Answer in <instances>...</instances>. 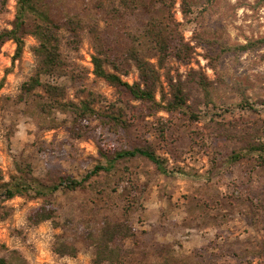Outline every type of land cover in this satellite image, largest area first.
<instances>
[{"label": "rangeland", "instance_id": "1", "mask_svg": "<svg viewBox=\"0 0 264 264\" xmlns=\"http://www.w3.org/2000/svg\"><path fill=\"white\" fill-rule=\"evenodd\" d=\"M50 1L61 17L85 7L86 13L89 10L83 17L85 22L91 17L101 29L110 28L111 21L104 12L93 11L91 0ZM163 1L165 15L176 23L192 49L188 61L169 57L160 68L164 90L169 94V78L185 84L192 95L188 103L199 109L198 121L190 122L182 111L148 108L120 96L114 87L95 77L91 63L94 41L87 29L80 34L77 46L68 30H60L63 56L81 81L73 82L69 75L43 77L42 81L63 89L61 100L74 103L87 97L78 90L83 84L99 95L91 106L101 116L113 113L125 119L130 126V144L150 142L167 158L169 169L183 173L162 174L142 157L121 163L115 177L103 175L100 180L116 187L104 201L91 187L58 193L53 198L56 228L51 221L38 226L27 221L30 210L43 199L17 196L4 201L0 208V256L8 258L10 264H18L13 254H19L27 264H93L92 239L101 220L104 216L111 221L119 219L124 199L135 201L131 223L142 247L124 264H159L154 251L159 247L168 251L169 264H199L203 256L211 260L208 264H264V168L254 169L243 162L218 164L225 156L224 125H264V48L233 55L220 54L218 45L244 44L264 36V0ZM185 2L189 6L186 15ZM15 13L16 0L4 4L0 0V31L12 27ZM147 18L144 13L129 15L127 31L137 34ZM23 39L22 54L14 63L15 43L9 40L0 49V81L5 77L0 87V169L8 178L16 172V163H28L40 179L63 174L80 179L97 164L105 163L100 145L109 142L105 140L107 132L95 117L84 121L85 133L77 137L71 129L74 115L56 108L42 89L37 90L41 97H19L21 83L36 64L32 51L36 39L30 34ZM150 53L143 54L157 64ZM193 71L204 73L213 83L215 105L205 104L190 83ZM122 73V79L129 83L138 79L133 64ZM243 96L253 103L254 112L235 105ZM156 98L160 100V94ZM160 120L172 129L171 144L157 137ZM56 234L77 247L75 257L53 252Z\"/></svg>", "mask_w": 264, "mask_h": 264}, {"label": "trees", "instance_id": "2", "mask_svg": "<svg viewBox=\"0 0 264 264\" xmlns=\"http://www.w3.org/2000/svg\"><path fill=\"white\" fill-rule=\"evenodd\" d=\"M4 4L6 0H1ZM94 12H104L111 21L109 29H101L98 22L91 17L84 21V15H89L85 11H78L74 14H67L62 17L50 0H16V13L10 29L0 31V49L9 40L15 43V51L12 56V63L18 59L24 48V35H32L37 44L32 47L36 58L33 73L20 85L19 97L23 95L30 98L41 97L38 89H42L51 98V103L56 108L70 111L73 115L71 129L77 137L85 133L84 121L99 117L103 123V128L107 132L105 145H100V153L105 163L97 164L91 171L78 179L69 174L49 176L47 179L36 177L28 163H16V172L5 177L0 169V208L4 201L14 197H26L29 200L43 199V202L30 210L27 221L33 226H38L43 222L51 221L54 227L59 224L55 221L57 209L53 198L60 192H77L90 188L95 196L101 201L110 197L109 191L116 192V187L110 183L100 181L103 177L116 176L118 166L121 163L142 157L151 162L162 174H172L182 171L169 169L168 160L165 156L157 153L155 146L150 142L145 144L132 145L128 142L127 132L129 125L120 114H109L101 116L91 104L99 99V95L86 89L83 84L79 85V93L86 94L85 99L79 103L61 100L64 91L56 85L43 82V77H60L69 75L73 82L81 81L76 69L70 66L62 53V35L60 30L65 28L72 35L74 46L80 41V34L84 29L92 35L94 41V53L91 56L93 65L92 72L95 77L104 80L114 87L120 96L136 100L146 107L155 110H165L169 113L182 111L190 122L199 120V109L190 105L192 99L190 89L180 80L176 82L172 78L167 81L169 94L164 90L161 79L160 68L164 66L169 57H174L179 61H188L191 57L192 49L184 41L176 23L170 16H166V3L162 0H91ZM213 1V0H210ZM189 12L188 3L183 6V13ZM134 13H144L147 21L141 31L133 34L127 31L130 27L127 24L129 15ZM94 14V13H93ZM165 15V17H164ZM136 35V36H135ZM220 54L238 55L247 51H255L264 48V36L249 40L244 44L230 45L218 43ZM77 48V47H75ZM144 52H151L156 57V63L145 58ZM130 64H133L138 72V79L129 83L121 77L126 74ZM109 66L111 70H108ZM9 69L5 71L8 73ZM190 83L202 95L205 104L215 105V87L207 76L199 71H193ZM5 77L0 81L3 85ZM160 94V100L156 95ZM235 105L240 109L254 112L256 109L247 97ZM157 137L163 140L166 145L171 144L168 140L172 129L169 124L159 121ZM232 123V122H231ZM228 123L224 125L223 140L225 142V156L222 162L229 164L246 163L254 169L264 168V125L253 123L249 126H239ZM85 126L82 128V126ZM127 169V167H124ZM183 173V172H182ZM125 198V197H124ZM121 205V217L119 219H109L104 216L101 225L92 239L93 264H124L128 259H133L141 244L137 239V234L131 223V212L135 201L123 200ZM52 244L53 252L59 256L75 257L78 249L73 244H68L59 235L54 236ZM144 246V245H143ZM162 247L157 248L159 264H169L168 251ZM16 253V251H13ZM167 252V253H165ZM18 264H27L18 254H13ZM205 256L201 257L199 264H208ZM0 264H10L9 259L0 256Z\"/></svg>", "mask_w": 264, "mask_h": 264}]
</instances>
